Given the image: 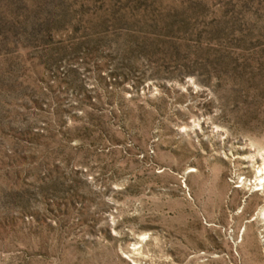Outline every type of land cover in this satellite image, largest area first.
<instances>
[{"label":"rangeland","instance_id":"1","mask_svg":"<svg viewBox=\"0 0 264 264\" xmlns=\"http://www.w3.org/2000/svg\"><path fill=\"white\" fill-rule=\"evenodd\" d=\"M0 264H264V0H0Z\"/></svg>","mask_w":264,"mask_h":264},{"label":"bare ground","instance_id":"2","mask_svg":"<svg viewBox=\"0 0 264 264\" xmlns=\"http://www.w3.org/2000/svg\"><path fill=\"white\" fill-rule=\"evenodd\" d=\"M250 157H251V156H250ZM250 157H249V158H250Z\"/></svg>","mask_w":264,"mask_h":264}]
</instances>
